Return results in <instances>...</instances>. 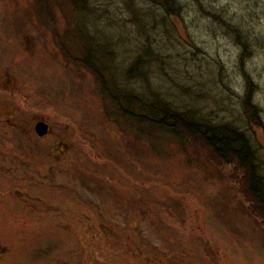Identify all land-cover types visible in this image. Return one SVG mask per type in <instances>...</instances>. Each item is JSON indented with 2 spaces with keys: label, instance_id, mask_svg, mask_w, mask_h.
Wrapping results in <instances>:
<instances>
[{
  "label": "rangeland",
  "instance_id": "1",
  "mask_svg": "<svg viewBox=\"0 0 264 264\" xmlns=\"http://www.w3.org/2000/svg\"><path fill=\"white\" fill-rule=\"evenodd\" d=\"M181 1L167 19L149 0H0V264H264L240 167L133 126L109 93L250 131L248 75L264 118V0ZM148 49L149 77H128Z\"/></svg>",
  "mask_w": 264,
  "mask_h": 264
},
{
  "label": "trees",
  "instance_id": "2",
  "mask_svg": "<svg viewBox=\"0 0 264 264\" xmlns=\"http://www.w3.org/2000/svg\"><path fill=\"white\" fill-rule=\"evenodd\" d=\"M149 1L162 9L167 19L181 18L183 15L184 8H182L181 0ZM45 15H48V21L54 22L53 16L47 10L43 12V16ZM93 47L87 50L88 55L82 57L90 67L97 68L98 62L94 61L95 56L91 54ZM243 47L240 57L242 64L248 53L244 43ZM152 52L148 49L144 56L137 59L134 66L129 69L128 77H149L146 70L149 68L150 59L144 60L143 57H152L154 55ZM246 83L243 105L250 131L238 128L231 122L216 124L197 116L193 111H182L154 91L144 95L133 90L127 92L121 88H112L109 93L123 118L131 121L133 126L139 128L146 126L166 131L180 139L198 143L211 151L212 156L224 165L237 164L243 172L242 188L248 196L247 202L251 205V211L264 222V160L261 159V151L252 134L255 128L264 129V118L261 108L254 101L256 88L248 75H246Z\"/></svg>",
  "mask_w": 264,
  "mask_h": 264
},
{
  "label": "water",
  "instance_id": "3",
  "mask_svg": "<svg viewBox=\"0 0 264 264\" xmlns=\"http://www.w3.org/2000/svg\"><path fill=\"white\" fill-rule=\"evenodd\" d=\"M36 129L38 134L41 136L43 134H46V132L49 130V127L45 123L40 122V124H38V127Z\"/></svg>",
  "mask_w": 264,
  "mask_h": 264
}]
</instances>
